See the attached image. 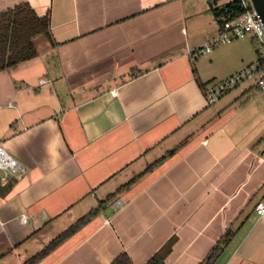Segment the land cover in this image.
Here are the masks:
<instances>
[{
    "label": "crops",
    "instance_id": "0c3cea01",
    "mask_svg": "<svg viewBox=\"0 0 264 264\" xmlns=\"http://www.w3.org/2000/svg\"><path fill=\"white\" fill-rule=\"evenodd\" d=\"M20 4L50 13L54 45L0 72L1 143L27 168L0 176V264L101 204L36 264H145L160 250L201 264L228 229L214 264H264V94L250 82L208 105L200 87L253 63L248 41L190 59L219 31L208 0H0V13Z\"/></svg>",
    "mask_w": 264,
    "mask_h": 264
},
{
    "label": "trees",
    "instance_id": "16d2710c",
    "mask_svg": "<svg viewBox=\"0 0 264 264\" xmlns=\"http://www.w3.org/2000/svg\"><path fill=\"white\" fill-rule=\"evenodd\" d=\"M210 9L216 20L219 18H231L238 14L239 9L236 1L232 0L223 7H216L215 0H208ZM45 39L53 46L50 34V13L38 17L27 4H20L12 9L0 13V72L12 68L19 63L31 60L38 55L36 42ZM200 85L201 90L207 87ZM247 100L243 101L245 103ZM176 149L171 150L165 156L171 155ZM164 156V157H165ZM163 157V158H164ZM102 204L91 211L84 218L72 225L65 233L58 236L48 244L41 252L23 264H36L41 258L46 256L51 250L57 247L67 237L76 232L86 221L96 216L102 209ZM235 232L228 229L223 236L210 249L201 264H214L224 248L230 243ZM111 264H131L129 259L121 255ZM145 264H165L164 250L155 253Z\"/></svg>",
    "mask_w": 264,
    "mask_h": 264
},
{
    "label": "built area",
    "instance_id": "2783aa9c",
    "mask_svg": "<svg viewBox=\"0 0 264 264\" xmlns=\"http://www.w3.org/2000/svg\"><path fill=\"white\" fill-rule=\"evenodd\" d=\"M238 6L237 15L229 18H219L218 34L199 47L189 52L193 61L210 54L214 49L239 40L257 42V58L248 66L233 73L221 81L210 82L204 92L208 105L216 103L227 93L234 90L240 83L253 82L256 88L264 94V25L262 19L250 7L247 0H234ZM27 173V168L13 158L2 146L0 139V176L21 179ZM120 201L116 202L119 205ZM255 213L264 216V201L255 205Z\"/></svg>",
    "mask_w": 264,
    "mask_h": 264
},
{
    "label": "rangeland",
    "instance_id": "374dc122",
    "mask_svg": "<svg viewBox=\"0 0 264 264\" xmlns=\"http://www.w3.org/2000/svg\"><path fill=\"white\" fill-rule=\"evenodd\" d=\"M230 1H232V0H219L217 3H215V5H216V7L217 6H223L224 4H226V3L230 2ZM239 41H248V40H239ZM247 44H248L247 46H248L249 50L252 53V58L256 60V58H257L256 49L258 47L257 42H255V41H248ZM249 83L250 82L240 83L239 84L240 86L239 85L238 86L241 87L242 85H248ZM236 91L237 90L234 89L232 92L227 93L225 96H223L224 98L222 97L221 100L223 101V100L231 97L233 94L236 93ZM262 141L264 142V138H263ZM263 145H264V143H263Z\"/></svg>",
    "mask_w": 264,
    "mask_h": 264
},
{
    "label": "water",
    "instance_id": "95a60500",
    "mask_svg": "<svg viewBox=\"0 0 264 264\" xmlns=\"http://www.w3.org/2000/svg\"><path fill=\"white\" fill-rule=\"evenodd\" d=\"M251 9L261 17L264 25V0H247Z\"/></svg>",
    "mask_w": 264,
    "mask_h": 264
}]
</instances>
